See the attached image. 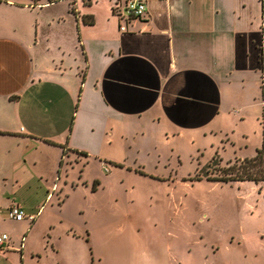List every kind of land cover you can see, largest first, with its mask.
<instances>
[{
	"label": "rangeland",
	"instance_id": "374dc122",
	"mask_svg": "<svg viewBox=\"0 0 264 264\" xmlns=\"http://www.w3.org/2000/svg\"><path fill=\"white\" fill-rule=\"evenodd\" d=\"M28 20L32 43L35 27ZM66 22L52 31L42 25L38 37L64 35L71 19ZM41 41L34 58L43 68L41 84L22 91L15 114L1 106L0 113L8 124L6 116H14L19 126L53 136L75 114L79 86L68 65L78 55L68 61ZM254 45L257 72L245 73L240 98L231 97L235 104L205 127L171 129L156 117L136 119L126 125L134 127L126 138L114 127L113 142L99 147L97 157H82L81 164L63 158L61 165L51 150L0 137V233L9 237L0 264H264V181L202 177L213 158L225 166L261 146L264 151V25ZM21 153L25 161H17ZM8 201L33 220L8 218ZM20 249L26 261L13 254Z\"/></svg>",
	"mask_w": 264,
	"mask_h": 264
},
{
	"label": "crops",
	"instance_id": "0c3cea01",
	"mask_svg": "<svg viewBox=\"0 0 264 264\" xmlns=\"http://www.w3.org/2000/svg\"><path fill=\"white\" fill-rule=\"evenodd\" d=\"M113 1L0 0V106L15 114L22 91L41 84L43 68L34 62L41 38L52 45L46 49L68 61L78 55L68 69L79 86L72 124L64 132L39 134L19 126L14 116H6L8 124L0 113V137L81 164L82 157L95 156L99 147L113 142L114 127L126 138L134 130L126 125L136 119L156 117L180 130L218 122L235 104L230 98H240L245 73L257 72L254 41L264 25V0H147L144 19L132 21L123 33L110 15ZM62 2L65 9L55 10ZM83 16L91 22L83 23ZM29 18L35 27L32 43ZM70 19L64 35L47 31L38 37L42 25L52 31ZM21 155L17 161L26 160ZM13 203L8 201L6 209ZM13 254L26 261L21 249Z\"/></svg>",
	"mask_w": 264,
	"mask_h": 264
},
{
	"label": "trees",
	"instance_id": "16d2710c",
	"mask_svg": "<svg viewBox=\"0 0 264 264\" xmlns=\"http://www.w3.org/2000/svg\"><path fill=\"white\" fill-rule=\"evenodd\" d=\"M72 13H75L73 7H69ZM83 23H89L86 17H81ZM72 124V121L70 125ZM1 133V132H0ZM55 144V143H53ZM80 155L87 156L84 151H77ZM263 146L255 149V154L249 157L235 158L232 162L228 161L225 166H218L219 161L213 158L208 163L202 177L212 181L232 182V181H253L255 183L264 181V153ZM64 153V152H62ZM114 165V162L112 163ZM61 165V160H59ZM118 166V165H117ZM217 171L218 173H214ZM98 180L94 179L91 185V191H96ZM17 205V204H11ZM33 220V219H32Z\"/></svg>",
	"mask_w": 264,
	"mask_h": 264
},
{
	"label": "built area",
	"instance_id": "2783aa9c",
	"mask_svg": "<svg viewBox=\"0 0 264 264\" xmlns=\"http://www.w3.org/2000/svg\"><path fill=\"white\" fill-rule=\"evenodd\" d=\"M54 0H47V4L53 3ZM42 5V4H41ZM34 6V5H33ZM32 6V7H33ZM35 6H40L36 4ZM147 0H114L112 6V14L118 19V29L121 32L128 31V25L132 21L142 20L146 14ZM261 93L264 95V79L262 80ZM7 217L21 221L23 218L33 219L32 216L24 213L22 207L19 205H12L7 208ZM9 237L5 233H0V249L5 247Z\"/></svg>",
	"mask_w": 264,
	"mask_h": 264
}]
</instances>
